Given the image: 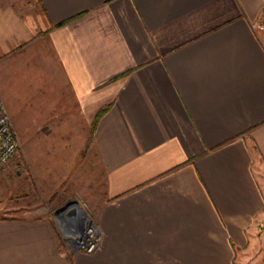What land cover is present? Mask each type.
Listing matches in <instances>:
<instances>
[{
	"label": "crops",
	"instance_id": "0c3cea01",
	"mask_svg": "<svg viewBox=\"0 0 264 264\" xmlns=\"http://www.w3.org/2000/svg\"><path fill=\"white\" fill-rule=\"evenodd\" d=\"M262 11L0 0L1 98L20 135L51 137L25 149L16 184L34 181L48 143L73 161L109 104L88 145L104 172L98 249L64 247L54 203L5 189L14 160L0 174V264H264V30L250 25Z\"/></svg>",
	"mask_w": 264,
	"mask_h": 264
},
{
	"label": "rangeland",
	"instance_id": "374dc122",
	"mask_svg": "<svg viewBox=\"0 0 264 264\" xmlns=\"http://www.w3.org/2000/svg\"><path fill=\"white\" fill-rule=\"evenodd\" d=\"M4 106L11 120L12 129L18 142L16 152L5 165H8V163L14 160L21 161L22 163H19L17 166L13 165L10 170V176L7 175L9 179L5 189H11L10 191H13L15 189L25 190L26 188L28 194L34 195V197L37 198L36 201H38L39 204L44 202L48 204L54 203L55 208L53 211L55 212L53 218L55 227L59 231L61 244H64L61 236L60 224L56 217L59 211L67 206H74L76 203L86 215L96 221V216L104 199V172L99 167L92 151L88 148L90 143L88 133L86 149L80 150L73 161L67 156V150L52 151V145H50V143L46 144L48 148L50 147L48 150L35 151V155L38 157L35 158V164L31 171L29 170L30 177L34 181L29 182V184H16L15 181L18 180V177L20 178V174L27 171V166L21 158L23 153H25V149L28 148L30 143L44 142L50 140L51 137L20 135L14 126V120L9 115L5 103ZM89 130L90 126L88 132ZM44 153H46V156L41 158ZM5 165L0 170V174H2ZM1 178L2 177H0V180ZM26 197L30 196L27 195ZM26 201L27 199L9 201L7 205L13 206L16 205L14 203L21 204ZM12 211L13 209L7 210L11 215H21L19 212L15 213ZM68 249L71 250L70 248Z\"/></svg>",
	"mask_w": 264,
	"mask_h": 264
},
{
	"label": "built area",
	"instance_id": "2783aa9c",
	"mask_svg": "<svg viewBox=\"0 0 264 264\" xmlns=\"http://www.w3.org/2000/svg\"><path fill=\"white\" fill-rule=\"evenodd\" d=\"M255 31L264 30V11L250 22ZM17 139L12 129L11 120L0 96V170L16 152ZM77 204L67 206L57 214L64 245L74 251L92 253L98 249L102 233L97 221L86 215Z\"/></svg>",
	"mask_w": 264,
	"mask_h": 264
},
{
	"label": "trees",
	"instance_id": "16d2710c",
	"mask_svg": "<svg viewBox=\"0 0 264 264\" xmlns=\"http://www.w3.org/2000/svg\"><path fill=\"white\" fill-rule=\"evenodd\" d=\"M108 107H109V104H105L101 108H99V110L95 113V115H94V117H93V119L91 121V124H90V130L88 132L89 140L92 137V133H93L95 127H96V123H97L99 117L108 109Z\"/></svg>",
	"mask_w": 264,
	"mask_h": 264
},
{
	"label": "bare ground",
	"instance_id": "6f19581e",
	"mask_svg": "<svg viewBox=\"0 0 264 264\" xmlns=\"http://www.w3.org/2000/svg\"><path fill=\"white\" fill-rule=\"evenodd\" d=\"M78 213H82V211L78 210Z\"/></svg>",
	"mask_w": 264,
	"mask_h": 264
}]
</instances>
